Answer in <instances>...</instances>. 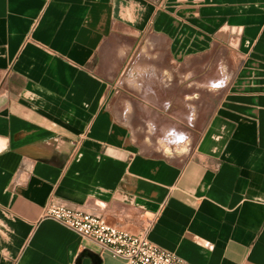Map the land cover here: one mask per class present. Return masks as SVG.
Wrapping results in <instances>:
<instances>
[{"label": "crops", "instance_id": "0c3cea01", "mask_svg": "<svg viewBox=\"0 0 264 264\" xmlns=\"http://www.w3.org/2000/svg\"><path fill=\"white\" fill-rule=\"evenodd\" d=\"M50 198L264 264V0H0V264H128Z\"/></svg>", "mask_w": 264, "mask_h": 264}, {"label": "built area", "instance_id": "2783aa9c", "mask_svg": "<svg viewBox=\"0 0 264 264\" xmlns=\"http://www.w3.org/2000/svg\"><path fill=\"white\" fill-rule=\"evenodd\" d=\"M41 218H51L95 241L128 264H191L176 253L151 242L145 232L132 234L108 223L103 217L81 209L71 208L50 198L44 205Z\"/></svg>", "mask_w": 264, "mask_h": 264}]
</instances>
